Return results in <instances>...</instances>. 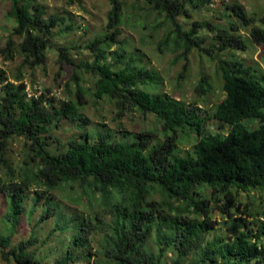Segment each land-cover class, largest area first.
<instances>
[{"label": "trees", "instance_id": "obj_1", "mask_svg": "<svg viewBox=\"0 0 264 264\" xmlns=\"http://www.w3.org/2000/svg\"><path fill=\"white\" fill-rule=\"evenodd\" d=\"M76 1L67 0L71 4ZM108 1L111 9L106 36L89 45L95 52V61L79 66L95 76L96 101L104 98L115 101L119 116L135 110L155 115L161 122L165 139L151 143L147 136L134 135L129 140H111L108 134L102 133L95 141L88 137L73 138L62 149L51 147L49 138L53 127L64 120L87 121L80 112L87 92L81 85L82 77L74 72L71 81L76 83L77 91L72 93L67 83L66 89L72 97L59 102L44 93L28 97L23 79L26 68L47 64V51L55 48L53 30L67 18L57 13L47 15L45 7L32 0H10L6 14L15 25L7 46L0 51L5 60L12 59L16 53H21L23 60L13 80L0 68V165L7 168L6 177L0 175V189L8 200L5 218L11 222L9 233L0 231L3 258L17 264H40L36 251L29 249L36 240L35 234L31 239L12 243L26 210L25 199L31 185L56 188L79 183L102 195L112 217L106 219L105 215L97 214L95 224L90 217H78L80 223L73 225V237L66 248H61L65 249L64 256L55 259L53 264H264V220L254 221L252 227L234 226L230 240L207 238L215 228L209 202L215 200L219 204L217 194L226 197L228 203L223 208L230 213L229 202L235 200L234 195L264 190V77L238 59H216L225 95L214 107L213 117L230 129L227 133L210 132L196 101L185 103L151 88L161 81L156 71L137 66L134 58L124 66L108 61L107 50L118 43L123 14L122 0ZM212 1L145 0L174 26L160 45L168 48L172 41L173 51L181 49L178 59L188 57L194 49H201L214 58L217 50L220 54L229 49H246L247 41L239 30L253 23L249 36L253 43L264 46V15L259 18L248 15L239 4L226 8L228 16L232 11V16L239 18L237 22L232 20L229 27L194 22L191 29L183 32L177 17L191 15ZM201 27H211L217 32L219 43L214 50L202 44L203 39L198 36ZM14 36L22 40L17 43ZM67 52V48L60 47V61L70 60ZM196 90L198 93L211 91V81L203 76ZM251 119L257 120L256 127L248 122ZM180 131L196 136L186 155L176 153ZM15 136L25 139V147L30 152L26 159L28 169L18 178L5 158L9 142ZM208 188L213 191L210 196L206 194ZM156 193L161 200L154 197ZM37 194L33 205L41 196ZM114 194L120 199L112 201ZM57 207L56 202L47 198L40 221L48 220ZM167 210L170 212L165 213ZM56 226L55 231L62 227ZM70 226L65 225L63 229ZM154 226L159 231L157 253L147 247ZM92 228L103 232L96 249L89 247ZM169 250L175 254L171 262L163 260Z\"/></svg>", "mask_w": 264, "mask_h": 264}, {"label": "rangeland", "instance_id": "obj_2", "mask_svg": "<svg viewBox=\"0 0 264 264\" xmlns=\"http://www.w3.org/2000/svg\"><path fill=\"white\" fill-rule=\"evenodd\" d=\"M32 1L35 4L41 3L45 7L47 15L57 13L67 19L53 30L55 48L47 51V64L34 69H25L23 81L26 83L28 91H35L40 87L50 95L55 93L57 102L68 100L72 96L66 89L67 83L70 84L72 93L77 91L76 83L71 81L75 71L81 75V85L87 90L84 96L85 106L80 111L87 119L86 123L64 120L59 126L53 127L52 136L49 138L52 142L51 147L62 149L73 138L88 137L91 141H95L102 133L108 134L111 140H129L133 139L134 135H140L149 137L151 143L164 141L165 134L161 122L155 115H144L135 110L119 116L115 101H111L109 98L96 101L93 95L95 76L86 71L83 66H79L95 61V52L89 45L96 39L106 36L108 13L111 9L109 1L77 0L72 4L67 0ZM122 1L123 14L119 39L117 44L107 50L108 61L117 62L118 66H124L126 62L134 58L137 66L142 65L149 70L156 71L161 81L159 85L151 87L156 90L155 92H166L185 103L196 101L202 110L201 114L206 121L207 130L213 133H227L230 126L221 125L213 117L214 107L225 95L216 59L219 57L238 59L246 67H251L255 74L264 77V46L256 45L249 36V30L253 23L250 26L243 25L239 30V33L247 41V48L244 50L229 49L221 51L220 54L217 53V50L214 51L213 58L201 49H194L188 54L187 59L182 56L178 59L181 49L178 52L173 51L172 41L168 48L160 45V41L174 26L157 11L152 10L145 0ZM233 4L242 5L248 15L254 14L256 18L264 15V0H213L209 6L199 11H192L191 15H181L177 17L176 21L182 25L183 32L191 29L194 22H210L214 27H229L232 20L239 21L238 17L232 16L234 12L230 11V16L227 14V6ZM9 5L10 0H0V49L7 46L15 25V21L6 14ZM198 36L203 39L202 44L205 47H211L213 50L216 48L215 44L219 43L217 32L211 27L199 28ZM13 40L19 43L22 37L14 36ZM60 47L68 49L67 56L70 60L60 61ZM118 54H121V57L118 58ZM22 60L21 53H16L12 59L5 60L0 51V68L7 71L11 80L18 71ZM183 71L184 73H182ZM203 76L211 81L212 90L198 93L196 87ZM248 122L252 127L258 125L257 120L254 119ZM178 136L176 153L186 155L192 149L196 136L181 131ZM25 146V139L15 136L10 140L5 152L6 161L12 167L15 177L28 169L29 164L27 165L26 159L30 152ZM6 173L7 168L1 163L0 175L6 177ZM57 186L56 188L35 185L29 187L25 199L26 210L21 216V222L13 236L12 243L15 244L36 235V240L32 241L33 244L29 249L36 251V257L40 264H53L55 259L64 256L65 249L61 248H66V243L73 237V225L80 223L77 220L78 217L87 219L90 217L93 224L98 223L97 214L105 215L106 219L112 217V213L103 202L102 195L96 193L93 188H86L79 183H73V186L71 183ZM37 192L41 196L36 205H33L34 198H38ZM212 192V189L208 188L206 194L210 196ZM234 196H236L235 200L232 203L229 202L230 213L223 208L228 201L222 193L217 194V197L220 198L219 204L215 200L209 202L210 215L215 221V228L207 236L208 239L225 237L230 240L233 237L234 226L252 227L255 224L254 221L264 220V190L253 189ZM154 197L161 200V196L157 193ZM47 198L56 202L58 207L52 211L48 220L41 222L40 218L46 208ZM118 199L120 196L117 194L111 197L112 201ZM8 210V200L4 199L3 191L0 189V231L3 233L11 231V222L5 218ZM169 212V210L165 211V213ZM72 219H74L73 222ZM58 225L62 227L55 231L54 227H58ZM65 225L71 226L63 229ZM102 235L103 232L99 229L92 228L89 235L91 249H96ZM158 235V228L154 226L152 235L147 240V247L153 253L159 251ZM174 256V252L169 250L163 260L171 262ZM3 257L4 254L1 253L0 248V264H17L14 260H5Z\"/></svg>", "mask_w": 264, "mask_h": 264}, {"label": "clouds", "instance_id": "obj_3", "mask_svg": "<svg viewBox=\"0 0 264 264\" xmlns=\"http://www.w3.org/2000/svg\"><path fill=\"white\" fill-rule=\"evenodd\" d=\"M40 89H41V92H40L37 96H36V95H31V96H29V92H28V90H27L28 97H32V96L38 97L39 95H42V94L44 93L46 96H49V97H55V98L57 99L55 93H52V94L50 95L49 93L46 92V90H45L44 88H40V87H39V89H36L35 91L32 90L31 92H38V91H40ZM57 96H58V95H57ZM57 100H58V99H57Z\"/></svg>", "mask_w": 264, "mask_h": 264}, {"label": "built area", "instance_id": "obj_4", "mask_svg": "<svg viewBox=\"0 0 264 264\" xmlns=\"http://www.w3.org/2000/svg\"><path fill=\"white\" fill-rule=\"evenodd\" d=\"M28 92H29V96H31V95H36L37 96L41 92V89L38 92H30V91H28Z\"/></svg>", "mask_w": 264, "mask_h": 264}]
</instances>
